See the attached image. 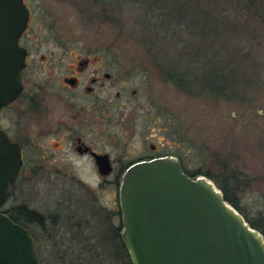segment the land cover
Instances as JSON below:
<instances>
[{"label": "rangeland", "instance_id": "obj_1", "mask_svg": "<svg viewBox=\"0 0 264 264\" xmlns=\"http://www.w3.org/2000/svg\"><path fill=\"white\" fill-rule=\"evenodd\" d=\"M27 3L31 18L29 40L24 42L31 47V54L22 78L24 93L34 89L40 93L38 85L43 86L44 92H49V110L44 116L36 114L20 122L33 137V151L26 153L27 165L14 181L2 209L25 204L45 215L41 227L34 223L28 226L43 263L129 262L112 243L111 235L121 222L113 195L114 174L99 175L89 154L79 155L68 142L47 135L46 130L56 128L63 116L97 149L109 152L116 166L122 160L150 153V143H154L162 153L180 157L191 172L200 169L198 173L214 181L217 174L233 169L243 188L237 193L238 210L249 220H264V83L259 82L246 101L192 97L159 75L139 43L120 41L109 23L88 21L71 0ZM42 54L55 58V63L59 56H91L99 59L102 70L112 67V78L102 76L104 86L98 92L103 102L110 99L109 110L98 113L96 119L91 112L76 115L49 86L58 76L56 72L55 78L49 74L53 65L41 59ZM139 66L145 69L144 75H128V70ZM87 75L83 74L82 82ZM117 89L119 99L115 98ZM17 104L6 110L5 122L15 139V128L21 126L16 123L20 113ZM55 143L60 150L53 148ZM31 160H39L40 168L30 171ZM56 167L60 174L54 172ZM57 211L58 221L52 223L48 214ZM72 211L76 216L69 219Z\"/></svg>", "mask_w": 264, "mask_h": 264}, {"label": "water", "instance_id": "obj_2", "mask_svg": "<svg viewBox=\"0 0 264 264\" xmlns=\"http://www.w3.org/2000/svg\"><path fill=\"white\" fill-rule=\"evenodd\" d=\"M30 11L24 0H0V107L22 90L27 49L18 38ZM101 174L107 153L92 152ZM22 164L20 146L0 128V264H44L35 238L2 209ZM120 238L131 264H264V234L208 175H189L164 154L130 163L118 185Z\"/></svg>", "mask_w": 264, "mask_h": 264}, {"label": "trees", "instance_id": "obj_3", "mask_svg": "<svg viewBox=\"0 0 264 264\" xmlns=\"http://www.w3.org/2000/svg\"><path fill=\"white\" fill-rule=\"evenodd\" d=\"M71 1L88 21L114 26L120 41L139 43L159 75L187 95L246 101L259 82L264 83V0ZM127 73L144 75L145 69L139 66ZM182 167L189 175L200 172ZM217 175L225 199L239 209L242 184L236 172L228 169ZM3 210L26 227L45 223V215L25 204ZM58 211L48 214L52 223L58 221ZM71 216H76L74 211ZM244 216L264 234V220ZM120 229L121 222L111 235L112 243L128 258Z\"/></svg>", "mask_w": 264, "mask_h": 264}, {"label": "flooded vegetation", "instance_id": "obj_4", "mask_svg": "<svg viewBox=\"0 0 264 264\" xmlns=\"http://www.w3.org/2000/svg\"><path fill=\"white\" fill-rule=\"evenodd\" d=\"M24 1L28 6L27 0ZM29 11H30V16H29L28 24L25 30L21 33V35L18 38L19 45L24 46L27 49V54L25 57L26 64L21 71V82H22V78L25 75L26 69L30 64L31 47L26 42H24V39H26V41L29 40V36L27 32L31 18L30 8ZM41 59H46L48 60L49 64L53 65L51 68H49V74L52 72L53 73L52 77L55 78L54 75L56 72L58 76L56 82L53 81V85L50 84L49 86L52 88V90H54L53 91L54 93L56 91L57 92L56 94H60L65 99L67 105L70 108H73L74 111L77 112L76 115L84 114V112H91V115H93V117L94 115H96L94 117L96 119L98 113L100 115L101 114L103 115L104 109L109 110V108L112 105L110 99H108V103L103 102L102 99L98 97V92L100 91V88L104 86V80L102 76L105 79L112 78V73H113L111 69L112 67L102 70L100 66L101 62H99V59L91 56H85V57L59 56L57 58L58 60L57 63L54 62L55 58L49 56L46 57L44 54L41 55ZM61 71L63 72L60 73ZM86 72H88V75L86 76V82H82L83 74H85ZM38 87H40L41 89L40 93H37L38 91H36V89L24 93V85L22 82V90L18 93V95L13 100L0 107V128L6 132L10 140L16 141L20 146L22 164L18 171L17 177L20 174V172L23 170V168L27 165L26 163L28 157L26 156V153L27 152L31 153L33 151V147L31 144L33 143V137L31 136V133L26 129V126H23L22 123L20 122H23L29 117L34 116L36 114H40V116H44L48 113L49 110V107L46 104V102L48 101L47 98L49 96L48 94L49 92H44L45 90L43 86L38 85ZM131 92L132 94H135L136 89L132 88ZM120 97H121V93L117 89L115 91V98L119 99ZM15 103H19L17 104V108L19 106V110H20L16 123L21 125L15 128L16 130L15 134L18 136L17 139L12 137V132H11L12 129L6 127L5 125L6 112H7L6 110ZM90 118L92 119V117ZM46 133L47 135L54 134L55 136H58L59 141L68 142V144H71L73 149H75L79 155L89 154L91 159L93 160V164H94L93 168L95 169V172H97L99 175L108 176L110 174H114V180L112 181V183L115 185V193H113V195L117 199L118 209L116 214L118 217L117 219L120 221H121V212L118 202V185H119V179L125 168L130 163L139 159H146V158L168 154V153H162V151H160V148L156 144L150 143V150H151L150 153L147 152L145 154H141L135 159L126 160V161L122 160L120 165L116 166L115 160L112 158L111 154L107 151H101L97 149L96 146L91 141H88L86 138H84L82 133H78L76 129L71 126L70 122L68 121V117L65 116L61 117V119L57 123L56 128L47 129ZM53 148L60 150V148H58L56 143ZM92 152L108 154L112 166L109 173L101 174L99 172L98 165L95 162ZM37 161L40 164H37ZM41 164L42 163L39 160H35L32 161L30 166L28 165L27 168L30 171L31 170L33 171L36 170L37 168H40ZM53 170L55 173L58 174L61 173L60 168L56 167V169L54 168ZM36 212L40 213L38 211ZM37 226L41 227L40 225Z\"/></svg>", "mask_w": 264, "mask_h": 264}]
</instances>
